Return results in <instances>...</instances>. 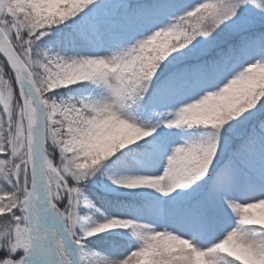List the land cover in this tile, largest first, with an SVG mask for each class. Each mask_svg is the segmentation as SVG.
I'll use <instances>...</instances> for the list:
<instances>
[{
    "label": "snow or ice",
    "instance_id": "snow-or-ice-1",
    "mask_svg": "<svg viewBox=\"0 0 264 264\" xmlns=\"http://www.w3.org/2000/svg\"><path fill=\"white\" fill-rule=\"evenodd\" d=\"M0 264H264V0H0Z\"/></svg>",
    "mask_w": 264,
    "mask_h": 264
}]
</instances>
